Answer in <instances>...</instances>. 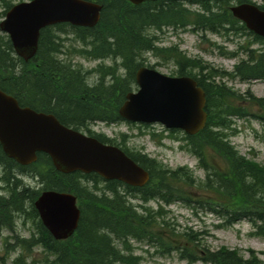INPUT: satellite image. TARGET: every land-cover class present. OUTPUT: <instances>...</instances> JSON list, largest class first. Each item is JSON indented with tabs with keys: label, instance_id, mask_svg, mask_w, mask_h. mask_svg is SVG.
Wrapping results in <instances>:
<instances>
[{
	"label": "trees",
	"instance_id": "trees-1",
	"mask_svg": "<svg viewBox=\"0 0 264 264\" xmlns=\"http://www.w3.org/2000/svg\"><path fill=\"white\" fill-rule=\"evenodd\" d=\"M92 1L103 5L95 26L58 23L42 28L37 51L28 61L15 54L8 35L0 32V88L21 106L52 112L66 126L89 130L90 123L124 120L118 108L125 93L135 87L134 73L144 64V52L171 61L179 75L193 77L204 90L206 123L193 135H176L177 129L166 135L164 130L149 134L152 138L159 136V142L164 137L178 140L180 148L196 156L203 176L195 175L185 165L169 167L155 157L130 149L124 133L118 140L89 130L100 141L119 145L148 171V181L143 186H131L106 180L94 172L63 173L42 152L30 165H20L2 153L1 180L7 184L8 194L2 200L7 204L0 206V229L12 224L7 221L12 206L19 207L27 198L32 202L39 193L20 184L14 172L19 170L32 174L42 188L70 191L77 197L80 218L70 237L55 240L42 229L45 264H143L131 240L156 246L161 254L175 249L178 257L189 263L201 260L209 264H264L253 249H247V257L226 246L210 250L201 241L202 233L190 227L175 232L165 207L180 202L193 214L211 213L220 220L216 226L228 227L246 219L255 229L254 234L264 237V166L241 154L230 139L237 131L233 118L249 115L264 121V97L254 96L249 88L238 92L226 84V80H264V38L249 31L229 10L232 2L252 0H189L197 8L181 0L144 1L137 5L128 0ZM12 3L13 0H0V19ZM261 7L264 9V5ZM164 28L247 38L233 50L216 45L223 55L238 58L232 70H226L200 57L187 56L175 44L160 45L157 32ZM68 38L79 45L70 43L68 47ZM225 38L233 41L229 36ZM66 52L89 60L109 59L111 63L100 62L87 69L70 58H62ZM240 53L244 56L240 57ZM151 201L155 207L149 204ZM37 242L33 238L23 246L28 249Z\"/></svg>",
	"mask_w": 264,
	"mask_h": 264
},
{
	"label": "water",
	"instance_id": "water-1",
	"mask_svg": "<svg viewBox=\"0 0 264 264\" xmlns=\"http://www.w3.org/2000/svg\"><path fill=\"white\" fill-rule=\"evenodd\" d=\"M138 4L145 0H130ZM101 5L90 0H28L12 5L0 21L17 55L31 58L37 49L39 30L58 22L94 26ZM233 15L264 37V10L251 3L230 7ZM138 89L129 91L119 107L120 116L139 122H160L195 134L206 121L203 89L189 76H168L140 66L135 73ZM0 143L8 157L20 164L37 159L38 152L51 158L56 169L68 173L96 172L105 179H117L140 186L148 172L118 146L60 123L52 113L20 106L0 89ZM39 216L55 239H66L76 229L80 209L69 191L45 190L34 202Z\"/></svg>",
	"mask_w": 264,
	"mask_h": 264
},
{
	"label": "rangeland",
	"instance_id": "rangeland-1",
	"mask_svg": "<svg viewBox=\"0 0 264 264\" xmlns=\"http://www.w3.org/2000/svg\"><path fill=\"white\" fill-rule=\"evenodd\" d=\"M18 0H13L16 2ZM257 4H264V0H252ZM190 8H197V4L186 2ZM160 45L175 44L187 56L201 57L204 61L209 62L214 67H221L226 70H231L238 58H231L222 55L212 42L221 44L227 49H232L236 46L238 38L231 37L232 34H214L199 31L180 30L164 28L163 31L157 32ZM234 38L233 41L227 40L225 37ZM244 37H241V39ZM243 40H240L241 43ZM66 45L70 47V43H74L72 38L65 41ZM75 45H79L77 42ZM256 46V44L254 45ZM147 55L145 64L154 65L153 67L168 75L177 74V67L173 62H167L159 57L144 52L143 56ZM244 55L241 53L240 57ZM63 57L71 58V60L79 62L84 68L95 67L100 60H88L78 55L63 54ZM105 64H110V60H105ZM92 77V80H94ZM226 84L238 92H243L247 88L251 93L257 97H264V80H253L249 83L239 82L238 80H226ZM252 110V108H250ZM252 111H256L255 109ZM152 127H144L139 129L137 125L127 122H120L119 124H104L101 122L94 123L92 129L95 132L103 133L107 137L119 139L121 132L127 134V146L133 150H141L150 157H155L157 160L168 165L169 167L187 166L189 169L195 171V175L203 176L202 170L197 167L198 159L195 155L186 149L179 148L178 140H172L169 137L161 138L157 141L159 136L150 137L148 132H160L162 127L155 124ZM233 126L237 130L234 135L230 137L235 147L241 154L247 158L258 162L264 166V121L246 115L244 117L233 118ZM166 135L167 132H162ZM176 135H183V132L178 131ZM27 182V181H25ZM31 185L33 181L29 180ZM149 204L155 206V202L151 201ZM168 209L167 218L173 227L174 231H182L190 227L192 230L202 233V243L206 244L209 249L215 250L224 245L229 248L238 249L244 256L248 255L247 249L251 248L257 252L264 251V238L252 234V225L246 220H240L229 227L216 226L218 218L208 212L200 211L198 214H193L190 209L185 207L182 203H174L165 206ZM26 235V234H24ZM11 237V232L1 230L0 232V264H45L43 259L45 257L41 248H21L18 246L6 247L4 244L5 237ZM201 237V235H200ZM9 243H14L13 238L8 240ZM131 244L136 247L135 254L143 257V264H190L186 260L179 259L177 253L173 250L161 254L159 248L153 245H146L131 240ZM264 259L263 254H259ZM192 264H204L200 260Z\"/></svg>",
	"mask_w": 264,
	"mask_h": 264
},
{
	"label": "flooded vegetation",
	"instance_id": "flooded-vegetation-1",
	"mask_svg": "<svg viewBox=\"0 0 264 264\" xmlns=\"http://www.w3.org/2000/svg\"><path fill=\"white\" fill-rule=\"evenodd\" d=\"M2 153L3 152H2L1 145H0V193H2L0 195V206L7 204L6 202H3L2 200L8 194L6 192L7 184L2 182L1 180L2 173L4 170V166L2 162V155H3ZM14 172H15V176L20 180V184L24 186L25 188L31 190L32 193H34V191L41 192L43 190L42 183L39 182L40 184L39 185L37 182V179L33 177V175L30 174L29 172H20L19 170H15ZM29 180L33 181L34 184L31 185V183L28 182ZM36 197L32 200V202L31 200L27 198L22 203V205H19V207L12 206L13 212L10 210L8 211L7 221L8 222L10 221L12 224L10 225L9 228H7V230L11 232V237L7 236L4 238L5 240H8L9 238H13V241L15 244H20L24 242L25 243L33 242V238H35L39 241L37 243L41 245V242H40L41 238L43 237V239H45L44 232L42 230L44 229V225L34 206V201ZM18 212H20V214Z\"/></svg>",
	"mask_w": 264,
	"mask_h": 264
},
{
	"label": "bare ground",
	"instance_id": "bare-ground-1",
	"mask_svg": "<svg viewBox=\"0 0 264 264\" xmlns=\"http://www.w3.org/2000/svg\"><path fill=\"white\" fill-rule=\"evenodd\" d=\"M97 2V1H96ZM103 6V5H102ZM75 33V32H74ZM19 175V174H18ZM20 178V177H19ZM2 190V189H1ZM9 192V191H8ZM10 193V192H9ZM2 193H0V195H1ZM5 200V199H4ZM21 212H23V211H21ZM19 214H20V212H18ZM24 215V214H23ZM17 217V216H16ZM21 217V216H20ZM38 231V230H37Z\"/></svg>",
	"mask_w": 264,
	"mask_h": 264
}]
</instances>
